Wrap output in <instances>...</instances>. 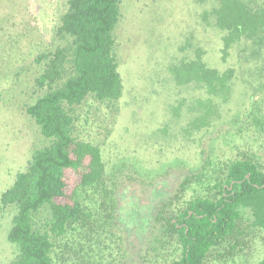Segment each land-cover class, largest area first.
Instances as JSON below:
<instances>
[{"label":"rangeland","instance_id":"1","mask_svg":"<svg viewBox=\"0 0 264 264\" xmlns=\"http://www.w3.org/2000/svg\"><path fill=\"white\" fill-rule=\"evenodd\" d=\"M2 1L0 197L47 143L27 107L44 92L36 82L43 69L37 57L59 44L57 29L68 0ZM243 1L253 10L264 8V0ZM219 5V0H122L117 50L123 94L115 102L89 97L76 112L79 136L102 149L113 200L87 201L104 221L89 227L87 236L79 231L73 255L60 248L59 264L78 258V264L85 258L91 264H127L128 239L142 251L139 222L154 215L174 181L200 169L207 157L264 155V131L251 124L264 119V35L236 41L224 53ZM197 59L220 72L234 70L228 95L176 79L174 66ZM208 105L211 124L194 127ZM15 213V206L0 201V264H9L17 252L8 239ZM237 243L236 249L213 251L205 264H259L263 229L247 231ZM139 263L164 264L155 257L147 262L142 254L130 264Z\"/></svg>","mask_w":264,"mask_h":264},{"label":"trees","instance_id":"2","mask_svg":"<svg viewBox=\"0 0 264 264\" xmlns=\"http://www.w3.org/2000/svg\"><path fill=\"white\" fill-rule=\"evenodd\" d=\"M219 1L215 12L217 25L226 31L224 53L236 41L263 37L264 8L253 10L243 0ZM4 13L0 12L1 21ZM121 17L122 0H68L57 29L59 44L37 57L43 69L36 82L44 92L27 113L47 143L34 151L27 169L0 197L3 205L16 207L8 239L17 252L9 264H59L60 248L73 255L79 231L87 236L89 227L104 221L87 201L108 204L114 190L101 147L79 136L76 112L89 97L115 102L123 94L117 50ZM172 70L180 82L195 80L210 93L226 95L234 75L232 69L220 72L200 59ZM210 124L208 105L193 126ZM251 124L258 133L264 131V119ZM174 183L154 215L139 222L142 251L140 244L128 239L127 264L140 254L147 262L155 257L164 264H205L213 251L236 249L247 231L264 230V155L207 157L200 169ZM79 246L86 248L82 241ZM79 259L71 263L78 264ZM82 263L91 264L86 258ZM259 264H264V256Z\"/></svg>","mask_w":264,"mask_h":264}]
</instances>
